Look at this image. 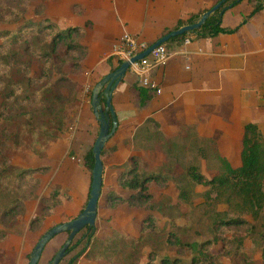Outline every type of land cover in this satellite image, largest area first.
<instances>
[{"label": "trees", "instance_id": "1", "mask_svg": "<svg viewBox=\"0 0 264 264\" xmlns=\"http://www.w3.org/2000/svg\"><path fill=\"white\" fill-rule=\"evenodd\" d=\"M34 1L0 0V251L10 236L24 237L28 231L40 230L67 196L60 187L40 195L50 167L22 168L12 163L11 156L28 151L43 158L48 145L67 133V110L80 103L83 89L74 78L80 75L88 54L82 41L93 27L87 22L61 29L43 14L45 5L34 7L37 20L29 19ZM243 1H227L196 33L200 38L235 33L222 27V18ZM249 1L255 6L248 19L264 11V0ZM201 16L180 21L176 29L197 22ZM185 37L163 46L169 50L171 43H180ZM138 92L143 107L152 96L144 88ZM241 141V165L233 167L220 154L216 141L200 136L196 127L185 126L177 136H166L155 120H147L126 146L134 152L151 153L153 164L158 162L153 168L156 171H147L146 159L133 156L120 167L123 171L117 184L121 192H111L108 197L112 209L127 206L147 212L139 235L114 231L102 239L96 228H86L76 236L60 264L68 257L67 264H78L83 256L108 264H224L223 258L230 264H264V135L257 125L247 124ZM92 149L86 148L83 155V167L90 174L95 162ZM113 151L105 147L102 157ZM74 155L71 150L70 156ZM202 162L216 175L206 177ZM177 167H182L183 173L175 176ZM171 181L178 201L191 208L187 214L168 196L154 202L150 184L166 188ZM198 187L206 190L198 193ZM36 201L41 204L39 213L28 228L19 227L26 218L27 204ZM156 213L170 220L168 230L159 226ZM180 218L186 220L184 226L177 224ZM247 240L259 251V260L246 248ZM218 243L221 250L215 253L213 247ZM59 249L45 264H51Z\"/></svg>", "mask_w": 264, "mask_h": 264}, {"label": "crops", "instance_id": "2", "mask_svg": "<svg viewBox=\"0 0 264 264\" xmlns=\"http://www.w3.org/2000/svg\"><path fill=\"white\" fill-rule=\"evenodd\" d=\"M111 1L113 4L109 8L100 0H83L75 5L83 19L82 24L75 26L91 22L93 27L82 41L88 48V54L80 75L75 77L83 87L82 103L70 131L48 145L45 157L39 158L27 152L22 155L29 157V165L13 163L22 168L48 166L51 173L59 166L54 167L51 162L54 158L59 162L61 159L74 162L83 180L85 174H89L88 178L86 176L88 191L85 204L92 177L83 167L84 150L95 143L100 131L91 107L92 92L106 75L119 67L120 59L115 53L124 35L130 34L152 45L175 30L180 21L186 22L192 15L205 13L220 0ZM254 6V2L244 0L223 15L222 27L236 30L235 33L200 38L196 31L193 32L196 37L188 45L183 41L171 43L168 61L150 74L154 88L144 87L133 71L127 73L112 97L118 128L106 146L114 151L102 157L103 187L106 174L111 170V184L115 183L117 190L120 189L117 184L123 171L120 167L136 155L126 142L131 141L137 129L149 119L155 120L166 136L177 135L181 127L194 126L200 136L216 141L220 154L233 167L241 165L243 127L255 124L264 135V11L248 19ZM139 88L149 90L152 96L143 107L140 105ZM85 94H89L88 97ZM71 150L75 151L74 156H70ZM36 202V205H33L35 202L27 204L28 225L39 213L41 204ZM14 237L10 236L2 249ZM24 237L19 238L24 240ZM27 250V247L18 250L19 260L15 264H23L22 253Z\"/></svg>", "mask_w": 264, "mask_h": 264}, {"label": "rangeland", "instance_id": "3", "mask_svg": "<svg viewBox=\"0 0 264 264\" xmlns=\"http://www.w3.org/2000/svg\"><path fill=\"white\" fill-rule=\"evenodd\" d=\"M78 1L83 0H36L33 3L32 9L30 10L27 18L29 19H38L34 13V7L45 5V10L43 14L56 23L61 29H66L70 26H75L83 23V19L80 14H78V9L75 8V5ZM100 2L106 7L109 8L112 6L113 2L111 0H100ZM75 78V77H74ZM80 84V83H79ZM80 87H82L80 85ZM83 88V87H82ZM89 95V94H88ZM85 94V96L88 97ZM82 103V98L80 97V103L76 106H72V108H68L67 110V133L70 131V125L76 119V116L79 113V109ZM182 127L180 128V130ZM66 133V134H67ZM179 133V132H178ZM178 135V134H177ZM171 135V136H177ZM94 143L89 144V147H92ZM53 147V146H52ZM28 152V151H27ZM24 152V153H27ZM58 152V151H57ZM13 154L11 156L12 163H16L19 165L27 166L29 165V157L22 155ZM54 153V151L52 152ZM15 155V156H14ZM21 155V156H20ZM136 156L141 158H145L146 165L148 166L147 171H156L153 168L156 167L157 161L153 164V155L151 153H144V151H136ZM71 159V158H70ZM54 165V171H51L48 175L44 176L45 180L42 183V187L40 190V195H47L50 193L52 188L60 187L62 192L67 196L62 198V204L57 207L49 217L46 218L44 225L40 230L35 232L28 231L25 233L28 234L27 237H24V240L20 239L17 235L14 237V240H11L8 245L0 254V263L2 264H15L19 257L16 255L18 250L23 247H27V251L22 253L23 264H29L30 256L32 251L34 250L36 244L39 241V237L41 234L51 229L53 226H56L61 223L69 222L75 219L85 208V199L87 197L88 184L87 178L89 174H85L84 176L79 173L76 169V164L74 162H70L68 159H61L60 162L54 158V161H51ZM60 163V164H59ZM202 171L204 175L208 178H212L216 175V171L209 169L205 162H202ZM183 173V168L177 167L175 171V176L181 175ZM113 172L111 170L106 174V185L102 190V197L99 203L98 215L96 220V229L97 235L100 238H105L111 235L114 231L120 232L122 234L137 237L141 230V224L143 219L146 217L147 212L142 208H129L127 206H122L118 208H110L108 206L109 203V195L113 191L117 190V186L113 183ZM150 193L154 195V202H159L162 196H168L172 199V202L176 204L180 211L183 214H187L190 211V207L184 205L182 202H179L177 199L178 191L174 182H170L166 188H162L156 183H151L149 186ZM206 189L203 187H198L197 192L203 193ZM37 202L33 203L36 205ZM200 203L199 200H196V204ZM33 209L34 206H33ZM221 210H226V207H221ZM157 218V222L159 226L165 230L169 229L170 220L168 218H164L161 214H155ZM177 224L179 226H184L186 224V220L184 218H180L177 220ZM28 228V224L26 222V218L21 221L19 227ZM195 239H198L194 235H192ZM67 234H61L47 248L45 249L43 258L40 264H45L51 259L55 253L66 241ZM201 239V238H200ZM247 249L252 250V254L256 259H260L259 251H257L251 240H247L245 243ZM4 246H2L3 248ZM215 253H218L221 250V244L218 243L213 247ZM70 257L65 259L61 264H67ZM146 260V259H145ZM51 262V261H50ZM224 264H230V260L228 258H223ZM50 264V263H49ZM78 264H108L102 260H91L87 257H82Z\"/></svg>", "mask_w": 264, "mask_h": 264}, {"label": "water", "instance_id": "4", "mask_svg": "<svg viewBox=\"0 0 264 264\" xmlns=\"http://www.w3.org/2000/svg\"><path fill=\"white\" fill-rule=\"evenodd\" d=\"M227 1L229 0L219 1L214 7L203 13L197 22L172 30L159 41L149 46L142 53L134 56L129 61L122 62L116 70L106 75L95 86L92 92L91 107L95 118L99 122L100 131L92 149L95 162L91 174L92 181L87 205L75 219L54 226L39 239L31 253L29 264H40L44 251L51 241L61 234H67L65 243L51 261V264H60L76 236L86 228H96L99 201L103 189L104 164L102 153L118 128V120L112 106V97L116 88L122 83L127 73L130 71L131 65L143 61L155 49L166 44L170 40L191 32L199 31L208 18L215 12L219 11ZM102 98L105 99V107L102 105Z\"/></svg>", "mask_w": 264, "mask_h": 264}, {"label": "built area", "instance_id": "5", "mask_svg": "<svg viewBox=\"0 0 264 264\" xmlns=\"http://www.w3.org/2000/svg\"><path fill=\"white\" fill-rule=\"evenodd\" d=\"M196 37L195 33L186 34L185 39L183 40L185 45L191 43V41ZM149 46L140 41L138 37L132 36L130 34H125L122 43L119 46L118 50L115 53L120 59V64L124 61H129L134 56L145 51ZM170 51L165 48V46H160L155 49L147 58L143 61L137 62L131 65L130 71H133L138 75L142 85L150 89L154 88V85L151 82L150 74L151 72L164 65L170 58Z\"/></svg>", "mask_w": 264, "mask_h": 264}]
</instances>
